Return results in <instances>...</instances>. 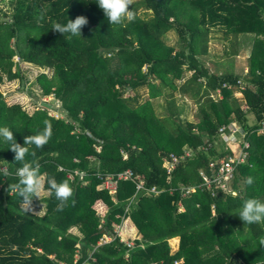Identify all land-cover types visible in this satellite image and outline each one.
<instances>
[{"label": "trees", "instance_id": "16d2710c", "mask_svg": "<svg viewBox=\"0 0 264 264\" xmlns=\"http://www.w3.org/2000/svg\"><path fill=\"white\" fill-rule=\"evenodd\" d=\"M128 3L133 18L120 24H109L95 0H7L0 8V85L17 79L31 97L27 109L8 102L0 89V126L19 144L26 135L50 132L41 147L25 146L24 161H15L8 142L0 141V264H264V221L243 224L235 215L249 197L264 202V134L257 133L264 121V0ZM77 15L87 21L81 35L52 29ZM217 32L229 43L225 56L236 54L239 37L250 42L245 72L204 65L210 33ZM141 86L149 93L138 100L134 91ZM175 90L196 105L193 120L180 118ZM49 94L59 116L40 104ZM159 95L167 101L163 113L151 101ZM231 121L244 131L246 157L235 165L228 189L212 183L200 190L199 172L212 176L217 160L231 153L217 131ZM185 150L190 155L169 177L164 157ZM23 163L35 166L40 178V191L27 200L16 186ZM125 169L139 174L142 187L119 181L113 198L96 189L98 174ZM74 170L84 175L67 177ZM49 177L72 189L60 208ZM152 186L158 192L149 191ZM189 187L194 191L183 194ZM97 200L106 205L103 228L93 208ZM28 203L42 213L25 208ZM124 217L136 228L134 245L118 236L98 245L101 232L115 235L112 223ZM173 237L178 244L171 250Z\"/></svg>", "mask_w": 264, "mask_h": 264}, {"label": "clouds", "instance_id": "9594fccd", "mask_svg": "<svg viewBox=\"0 0 264 264\" xmlns=\"http://www.w3.org/2000/svg\"><path fill=\"white\" fill-rule=\"evenodd\" d=\"M95 4L102 10L103 16L107 18L109 24H120L123 18L131 20L132 14L128 8V0H95ZM86 17L77 15L72 19H67L64 24H54L52 29L59 33H69L70 35H81V27L86 24ZM50 132L45 129L42 132L26 135L23 137V144L15 141L13 132L6 126H0V141H7L8 148L14 151L15 161H24L26 145H35L36 148L44 145ZM18 177L19 195L24 199H28L29 194H37L40 188V178L37 175V168L23 163L16 171ZM252 177L245 179L246 184H252ZM50 192L61 203L57 208L62 207L63 202L71 195L72 189L66 181H57L54 177L47 179ZM22 186V187H21ZM243 222V224H254L264 221V202L249 197L242 201L239 211L235 214ZM129 220L130 218L127 217ZM260 245H264V240L260 241Z\"/></svg>", "mask_w": 264, "mask_h": 264}, {"label": "built area", "instance_id": "2783aa9c", "mask_svg": "<svg viewBox=\"0 0 264 264\" xmlns=\"http://www.w3.org/2000/svg\"><path fill=\"white\" fill-rule=\"evenodd\" d=\"M216 93L218 94V96H220L218 90L216 91ZM53 115L57 116L56 114ZM217 131L219 137L223 140V143L225 144V148H229L231 150V153H226L217 160L216 162L217 165L214 170L215 172L212 174V176L206 175L202 171L199 172L203 182L197 185L196 187L199 188L200 190L210 189L212 183L215 184V187L217 186L222 190H225L226 188L228 189L230 179L233 176L235 165L243 162V160L246 157L245 148L248 147V141H246L245 139L243 140L244 131L239 123H237L236 121H231L228 125L220 126ZM257 133L264 134V121L260 122V126L257 129ZM95 149L99 151L100 146L95 145ZM190 153H191L190 150H185L180 155L169 153L166 157H164L162 166L166 169V173L167 175H169V177H170V172L174 169L177 161L187 155H190ZM209 166L210 167L215 166V162H210ZM74 174H77L78 178H81L84 175V172L74 170L73 173L70 172L67 173V177L72 179L74 177ZM98 177L100 178V181L96 184V189L99 190L105 189L111 195V198H113L117 192V185L119 181L132 180L135 182L136 188H140L143 185V180L139 176V174H134L130 169H125L122 172L117 173L115 176H113L112 174H103V175L98 174ZM194 189H195L194 187H189L185 190V192H183V194L189 191H194ZM149 191L158 192L154 186L150 187ZM93 208L95 210V213L99 217L98 227L103 228L106 205L101 200H97L94 203ZM178 210H183V207L180 202H178ZM126 218L127 217L122 218L123 223L125 224L128 220ZM112 226L115 235H110L102 231L100 237L97 240L98 245L110 242L115 236H118L119 239L122 242H124L127 247H132L134 245L133 239L136 236L124 237L122 236V233H120L121 227L119 224L112 223ZM76 246L79 247L78 244H76ZM78 257L79 254L75 253L74 261ZM181 262L182 260H179V261H175L174 263L179 264ZM59 264H65V263L60 262ZM82 264H90V263L83 262Z\"/></svg>", "mask_w": 264, "mask_h": 264}, {"label": "rangeland", "instance_id": "374dc122", "mask_svg": "<svg viewBox=\"0 0 264 264\" xmlns=\"http://www.w3.org/2000/svg\"><path fill=\"white\" fill-rule=\"evenodd\" d=\"M133 0H128V2H131ZM6 2L7 0H0V8L6 9ZM140 10H138L139 12ZM1 15V13H0ZM239 45H237L236 54L232 56H225L223 51L224 48H228V42L224 44L223 39L221 38V35L219 32L217 33H210L209 41H208V50L206 55L201 57V60L204 61V65L212 71L213 69H216L217 71H222L223 69H230L236 73L245 72L247 70L246 64H247V57L249 55V43L243 36L239 37ZM166 41L170 44L175 43V34L174 32L170 31L167 33ZM21 66L23 68H26L27 65L24 63H21ZM35 71V70H34ZM32 88L35 93L38 95L39 90L35 85L29 86ZM0 89L3 92V95L5 96V99L8 102H19L23 104L27 109L30 108L31 103V97L30 95L23 89L20 88V84L18 83L17 79L14 80H6L4 79V82L0 85ZM234 96L240 98L242 96L240 91H233ZM134 94L136 93V96H138V100H143L148 96V89L146 86H141L136 89V91L130 92L126 91L125 96H128V94ZM218 97V94H217ZM172 98L174 99V106L176 108L181 109L180 118L187 119V120H193L194 119V112L196 110V105L184 94L179 93L178 91L172 92ZM46 102L50 104L51 106L54 105V107H57V102L53 99V95H45L40 98V103ZM151 101L153 103V106L158 113H163V111L167 107V101L165 100L163 95H159L157 97L151 98ZM51 106L46 108H51ZM52 114H56L59 116L60 114H57L56 110L53 108L50 110ZM40 191V188H39ZM25 208L28 210L34 212V213H42L41 208L38 205L34 204H26ZM128 219V218H126ZM130 220L128 219L126 224L122 222L119 224L121 227L120 233H122V236H126L128 234L129 228H127V223L129 224ZM72 232L78 233L75 228L71 229ZM132 235L130 234V237ZM133 236H136L135 234ZM168 243L170 245V249L173 250L176 248V243L173 241V239H169Z\"/></svg>", "mask_w": 264, "mask_h": 264}, {"label": "crops", "instance_id": "0c3cea01", "mask_svg": "<svg viewBox=\"0 0 264 264\" xmlns=\"http://www.w3.org/2000/svg\"><path fill=\"white\" fill-rule=\"evenodd\" d=\"M127 228H129V231H128V234H126V236L125 237H129L130 236V234L133 236L134 234L136 235V228H135V226H134V224L132 223V221L130 220V222H129V224L127 223ZM170 239H173V241H175V243H176V246H177V244H178V238H176V237H173V238H170ZM175 249V248H174ZM173 249V250H174Z\"/></svg>", "mask_w": 264, "mask_h": 264}, {"label": "water", "instance_id": "95a60500", "mask_svg": "<svg viewBox=\"0 0 264 264\" xmlns=\"http://www.w3.org/2000/svg\"><path fill=\"white\" fill-rule=\"evenodd\" d=\"M41 104H42L43 106H45V107H49V106H50V104H48V103H46V102H41Z\"/></svg>", "mask_w": 264, "mask_h": 264}]
</instances>
